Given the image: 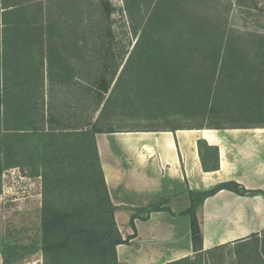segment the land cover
Wrapping results in <instances>:
<instances>
[{
  "label": "trees",
  "instance_id": "obj_1",
  "mask_svg": "<svg viewBox=\"0 0 264 264\" xmlns=\"http://www.w3.org/2000/svg\"><path fill=\"white\" fill-rule=\"evenodd\" d=\"M125 1L137 42L112 89L122 64L106 40L108 35L114 39L111 26L92 33L96 45L87 58L92 38L89 33L82 36L90 30L81 27L85 19L75 16L69 29L58 25L71 9L82 13L86 5L101 7V21L107 20L114 13L109 0H0V175L8 168L28 166L31 177L42 178L43 264H120L117 246L135 238L139 213L161 209L137 210L131 220L135 235L123 239L95 138L97 133L120 130L96 129V123L84 117L79 128L71 115L76 114L75 106L84 115L96 91L95 109L106 101L102 114L111 106L122 115L146 107L148 116L156 114L157 119L186 114L215 120L198 129L248 128L251 124L239 126L240 120L261 122L264 116V39L254 35L258 37L251 39L252 48L245 49L242 38L229 28L232 2L223 6L225 0ZM54 6L65 15L59 17ZM65 30L73 31L74 37L71 47L60 45L70 47L72 54L66 56L58 45L70 37ZM79 73L86 76L78 77ZM226 115H236L233 124L238 126L227 127L228 119L219 118ZM198 145L200 154L206 151L218 160L217 147L204 140ZM224 189L247 192L231 182L190 193L191 205L183 215L191 221L195 252L203 250L198 211L208 197ZM253 242V254H244L251 244L237 252L242 264H264V234ZM202 255L193 264L202 263Z\"/></svg>",
  "mask_w": 264,
  "mask_h": 264
},
{
  "label": "crops",
  "instance_id": "obj_2",
  "mask_svg": "<svg viewBox=\"0 0 264 264\" xmlns=\"http://www.w3.org/2000/svg\"><path fill=\"white\" fill-rule=\"evenodd\" d=\"M95 138L123 239L135 235L131 220L137 210L161 208L139 213L135 238L117 246L120 264H171L228 247L237 254L263 237L264 126L126 130ZM201 140L218 148V160L206 151L200 154ZM231 182L247 192L224 189L205 200L198 211L203 250L195 252L191 221L183 215L191 205L190 193ZM15 207L7 208L0 194V264H43L42 228L39 240L32 242L22 241L17 232L6 236Z\"/></svg>",
  "mask_w": 264,
  "mask_h": 264
},
{
  "label": "rangeland",
  "instance_id": "obj_3",
  "mask_svg": "<svg viewBox=\"0 0 264 264\" xmlns=\"http://www.w3.org/2000/svg\"><path fill=\"white\" fill-rule=\"evenodd\" d=\"M35 1V0H32ZM97 2V0H95ZM227 2H232V10L227 15L228 16V24L229 28L232 30V33L236 35L238 38H242V43L245 47V49L252 48L251 39H256L258 36L262 39H264V0H225L223 2V6H225ZM111 4L114 7V13L112 14L111 18L103 19L104 21H101V7H92L89 5H86L82 10L80 11L82 13L75 12L74 9H71V14L67 15L66 17L68 19L65 20L63 17L62 24L58 22V25H63L64 28H70L73 27L74 23H70L74 21L75 16L79 19H85L84 25L81 26L86 30L84 33H82V36L85 37V34H91V41L89 42L92 46L91 49H88V54L86 55L87 58L91 54L94 55V48L96 45V37L92 34L95 33H101L99 28H105L109 25L111 26L113 30L114 39L112 40V37L108 35V38L106 40L111 45V51L116 54V56H120L118 58L120 64V69L118 73L113 78L112 83V89L114 85L116 84L117 80L120 77V73L123 70L124 64L129 58L130 53L133 51V48L137 42L136 34L133 32L132 28L130 27V22L128 15L126 13V1L125 0H109ZM33 3V2H32ZM97 4V3H96ZM224 8V7H223ZM81 10V9H80ZM61 11V10H60ZM34 12V10H32ZM53 12H56L58 16L60 17L59 10L56 6L53 7ZM65 14L62 13V16ZM226 16V17H227ZM59 29V28H57ZM93 30V32H92ZM65 34L67 36H70L68 40L63 42H58L59 44V50L62 52L64 56L72 54V51L70 49L72 39H74L73 35L71 36V33L73 31L65 30ZM58 34V31H55V35ZM251 34V35H250ZM258 35L257 37L253 36ZM105 36V35H104ZM69 44V48L64 49L62 48V44ZM261 46H264V40L261 42ZM36 54L39 57V54L37 51H35ZM91 52V53H90ZM256 55V54H253ZM70 58V56H68ZM264 61V57H262ZM260 58V59H262ZM76 60V59H75ZM264 65V63H263ZM96 70V67H94L91 71V75H93L94 71ZM78 77H85L84 74H77ZM88 76V74H87ZM93 78V77H92ZM92 84V83H91ZM95 89V88H94ZM50 91V87L46 88V91ZM93 91L87 92L88 94H92ZM110 96V93L105 94V100ZM89 102L91 103L88 109L84 111V115H82V111L78 106H75V102H72L73 106L76 107V114L71 113V115L74 117L73 121H76V124L79 128H82V125H79L84 118H88V120L92 121V124L96 123V129L100 130H107L111 127L114 129L120 130V131H130V130H165L169 128H198L199 126H210L213 124L214 119H204L203 117H191L188 115H172L169 117H163L157 119L156 114H151L150 117L148 116L146 107H142V111H139V113H130L122 115L118 109H114L113 106L108 108V110H105V112L102 114V109L104 107V104L106 101L103 102L102 106L95 109V102L97 103L99 100L97 91L96 96L92 98L89 97ZM97 100V101H96ZM87 101V100H86ZM143 106V104H142ZM154 110V108L152 109ZM61 112H66V108L62 107L60 109ZM70 111V110H68ZM154 113V112H153ZM66 116H68L67 113H65ZM236 115L230 116H220V119L226 118L224 123L228 124L227 127H237L238 124L235 123ZM264 116L259 119L261 122L255 120L253 118L252 120H249L250 122L242 121L240 122L239 126H246L250 125H264ZM215 122V120H214ZM71 124L75 125V122H72ZM29 171H31L30 167L26 166L24 168L21 167H12L8 168L3 171L2 175H0V186H1V192L3 195V200L5 205L10 206V204L16 205L14 210H10V216H9V223L7 225V233L6 236L9 237V235H12L13 233L17 232L20 233L21 239L26 240L24 242H32L39 240L41 237V220H42V214H41V201H42V178L41 177H31L29 175ZM40 211V213H39ZM19 242V241H18ZM40 243V242H39ZM38 244V243H37ZM251 245L247 251L244 250V254H253L255 252L256 246H253L255 242H251ZM251 246L253 248H251ZM247 247V248H248ZM229 248V247H228ZM226 248V250H222L219 252H214L211 254H203V262H199V264H242L243 262L240 261L239 256L237 254L231 253L230 249ZM235 248V247H234ZM242 249H246V246H242ZM257 248V247H256ZM238 249L235 248V250ZM233 250V249H231ZM198 255H194L189 261L193 264L198 260ZM186 263V264H191Z\"/></svg>",
  "mask_w": 264,
  "mask_h": 264
},
{
  "label": "bare ground",
  "instance_id": "obj_4",
  "mask_svg": "<svg viewBox=\"0 0 264 264\" xmlns=\"http://www.w3.org/2000/svg\"><path fill=\"white\" fill-rule=\"evenodd\" d=\"M206 133H208V132H206Z\"/></svg>",
  "mask_w": 264,
  "mask_h": 264
}]
</instances>
